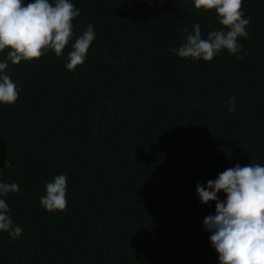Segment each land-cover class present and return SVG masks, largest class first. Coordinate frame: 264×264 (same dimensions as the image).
Masks as SVG:
<instances>
[{
  "label": "trees",
  "instance_id": "obj_1",
  "mask_svg": "<svg viewBox=\"0 0 264 264\" xmlns=\"http://www.w3.org/2000/svg\"><path fill=\"white\" fill-rule=\"evenodd\" d=\"M71 2L80 15L63 55L7 69L20 92L0 104V182L21 191L0 199L23 233L0 232V264H219L203 231L215 202L201 204L196 184L236 164L264 166V0H243L248 54L207 62L171 51L185 27L199 23L202 38L223 27L193 0ZM89 24L96 38L69 71L71 43ZM60 174L67 211L47 212L40 197Z\"/></svg>",
  "mask_w": 264,
  "mask_h": 264
},
{
  "label": "clouds",
  "instance_id": "obj_2",
  "mask_svg": "<svg viewBox=\"0 0 264 264\" xmlns=\"http://www.w3.org/2000/svg\"><path fill=\"white\" fill-rule=\"evenodd\" d=\"M198 10H214L222 29L208 32L202 38L200 24L193 25L186 42L171 51L180 58L211 61L221 51L227 50L237 59L248 53L239 43L249 35L251 18H245L243 0H193ZM80 15L71 0H32L24 6L23 0H0V52L10 49L7 58L0 62V104L11 105L19 97L20 89L7 72L9 62L38 60L49 51L60 57L74 36V18ZM83 26V25H82ZM96 38L93 25L71 43L65 67L73 71L83 65L92 42ZM230 113L235 112V97L228 100ZM4 167L11 168L10 162ZM46 195L39 203L47 211H67V176H55L46 185ZM21 191L18 183L0 182V196ZM223 192L221 201L218 193ZM196 194L201 204L215 202V214L203 220V231L210 233L209 241L218 254L219 264H264V166L248 163L236 164L218 174L206 185L196 184ZM0 232L17 239L23 228L12 220L5 199H0Z\"/></svg>",
  "mask_w": 264,
  "mask_h": 264
}]
</instances>
